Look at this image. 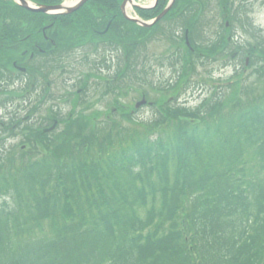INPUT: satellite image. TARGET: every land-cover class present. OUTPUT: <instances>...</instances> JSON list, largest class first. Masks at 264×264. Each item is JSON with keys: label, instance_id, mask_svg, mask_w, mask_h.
<instances>
[{"label": "trees", "instance_id": "obj_1", "mask_svg": "<svg viewBox=\"0 0 264 264\" xmlns=\"http://www.w3.org/2000/svg\"><path fill=\"white\" fill-rule=\"evenodd\" d=\"M121 1L88 0L81 10L102 25L110 19L115 40L124 38L120 21L125 41L136 39L127 42L128 79L137 78L130 50L143 49L163 19H182L187 52L227 49L225 35L197 43L204 0H175L148 28L123 19ZM233 1L218 0L224 22L246 29L253 42L237 41L236 56L262 69L264 35ZM167 2L157 0L149 16ZM15 12L0 0V17ZM248 90L218 113L208 103L209 119L175 107L173 126L153 122L114 134L108 126L104 136L53 157L0 153V264H264V93Z\"/></svg>", "mask_w": 264, "mask_h": 264}, {"label": "rangeland", "instance_id": "obj_2", "mask_svg": "<svg viewBox=\"0 0 264 264\" xmlns=\"http://www.w3.org/2000/svg\"><path fill=\"white\" fill-rule=\"evenodd\" d=\"M74 1L63 0V3ZM153 1L134 0L141 6L139 9H142L130 10L134 18L151 22L153 18L149 16L150 13L147 10L151 8L149 5ZM233 2L245 5L248 19L264 35V0H234ZM31 4L34 3L31 2ZM179 5L182 7L181 3ZM202 7V11L196 14L201 16L200 37L197 43L207 46L216 37L225 35L226 43L222 47H227L226 50L218 49L207 57L202 56L205 51L199 56L196 53L187 52V48L191 47L190 44L185 45L181 42L180 36L183 33L181 26L184 23L182 24V19L180 20L177 15L173 19L175 22L168 18L163 19L159 29L152 28L151 39H146L147 42H144L146 44L140 52L141 68L138 67L137 78L130 76L125 82L117 83L120 88L114 89L110 86L111 89L120 92L108 93L104 84L97 82L96 89L92 88L95 82L92 81L93 71L89 68L88 59L94 60L93 56L75 64L78 68L75 65L72 66L75 70H79L78 74L72 68H66L65 71L59 68L51 70L49 78L56 83L53 101L57 100L56 104L62 109V121L54 123V126L49 129H39L40 127L31 129L26 132V135L22 134L21 128L9 129L5 125L2 126V122L9 119L10 114L15 118L23 115L24 94L22 91H15L8 99L12 100L11 102H0V149L3 148L0 153L3 152L5 155L23 153L29 160L41 155L53 157L58 152L65 153V150L68 151L71 146L77 148L79 143L94 138L97 132H101L100 137L104 136L108 126L113 134L116 131L120 132V129H125L126 132H131L133 129H137L138 132L146 131L145 124L153 122L162 125L170 123L169 126H173L179 119L171 112L175 107H184L192 113H202L200 114L202 118L209 119L205 110L210 102L215 101L211 105L218 113L238 100L242 94V87L246 86L249 89L250 96L252 93H264V74L260 76L255 73V70L262 72L264 68L254 69V66H249L248 60L247 64H243L245 54L236 56V51H239L237 41L244 46L253 44L246 29L236 24L233 30L231 27L224 26L222 6L218 5V0H204ZM16 14L15 16L22 17L21 13L16 12ZM130 35L125 42H136V39L132 40ZM109 36L114 39L111 35ZM87 51L88 47L85 46L82 54ZM230 51H233L231 53H234L233 57H229ZM72 53L69 52V54ZM110 53L106 52L107 55ZM72 57L76 58L78 54ZM78 75L89 77V84H82L87 91L85 96L75 94L76 86L64 83L65 79L76 78ZM100 78L103 80V76ZM142 100L145 102L135 109V104ZM51 104L52 101L48 100L40 105L39 107L42 108L39 113L46 114L45 109ZM158 117L163 119L158 120Z\"/></svg>", "mask_w": 264, "mask_h": 264}, {"label": "flooded vegetation", "instance_id": "obj_3", "mask_svg": "<svg viewBox=\"0 0 264 264\" xmlns=\"http://www.w3.org/2000/svg\"><path fill=\"white\" fill-rule=\"evenodd\" d=\"M2 1L12 12L22 14V17L13 13H10L11 16L7 14L6 17H0V102H11L8 99L15 91H22L24 94L23 115L15 118L10 114V118L6 119L12 121L9 129L23 127L22 134L26 135L31 129H49L54 123L62 121V109L56 104L57 100L53 101L56 83L49 78L51 70L59 68L65 71L93 56L94 60L88 59L89 68L93 71L92 81L95 82L92 88L96 89V82L103 83L107 92L114 94L118 91L114 89L120 88L118 84L127 80V43L124 37L126 25L123 21H120L119 35L124 38L114 40L108 32L110 19L102 25L99 18L93 22L82 17V7L90 4H84L70 13L53 15L22 8L14 5L12 0ZM58 1L60 0H26L30 5L33 2L34 7L63 3V0ZM177 5L180 6L179 3ZM85 46L88 51L82 54ZM141 49L140 45H136L134 50H130L131 55L136 57L135 71H138V67L141 68ZM106 52L111 53L107 55ZM76 54L78 57L73 58ZM72 69L78 74L79 70L74 67ZM64 83L76 86L75 94L85 96L87 91L82 84H89V77L78 75L76 78L65 79ZM48 100L52 104L45 109L47 115L40 114L42 107L39 106Z\"/></svg>", "mask_w": 264, "mask_h": 264}, {"label": "water", "instance_id": "obj_4", "mask_svg": "<svg viewBox=\"0 0 264 264\" xmlns=\"http://www.w3.org/2000/svg\"><path fill=\"white\" fill-rule=\"evenodd\" d=\"M17 2V4H19L20 6L30 9V10H35V11H40V12H44V13H48V14H62V13H70L74 10H76L77 8H79L80 6H82L87 0H76L73 3H70L68 6L62 5V4H58V5H47V6H40V7H34L32 5H30L28 2H26V0H15ZM132 0H123L121 3V11L122 14L125 16V7L126 4L131 3ZM174 0H170L167 7L150 23H145L142 21H139L137 19H135V21L143 26H150L152 25L154 22H156L159 18H161L169 9V7L171 6V4L173 3ZM145 101L142 100L140 102H138L136 104V106H138L141 103H144Z\"/></svg>", "mask_w": 264, "mask_h": 264}]
</instances>
